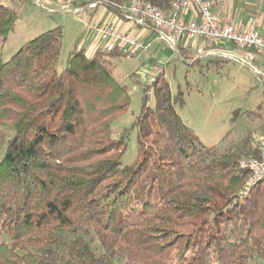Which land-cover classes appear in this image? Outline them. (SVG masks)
I'll list each match as a JSON object with an SVG mask.
<instances>
[{
    "label": "trees",
    "instance_id": "trees-1",
    "mask_svg": "<svg viewBox=\"0 0 264 264\" xmlns=\"http://www.w3.org/2000/svg\"><path fill=\"white\" fill-rule=\"evenodd\" d=\"M16 19L0 2V264H264V179L245 192L252 172L239 166L257 155L252 134L223 152L205 145L159 72L122 165L128 129L113 139L111 124L130 96L109 59L122 54L77 47L60 70L55 27L3 62Z\"/></svg>",
    "mask_w": 264,
    "mask_h": 264
},
{
    "label": "rangeland",
    "instance_id": "rangeland-1",
    "mask_svg": "<svg viewBox=\"0 0 264 264\" xmlns=\"http://www.w3.org/2000/svg\"><path fill=\"white\" fill-rule=\"evenodd\" d=\"M2 4L17 10V19L13 30L1 49V60L7 61L20 46L38 34L51 28L60 27L63 33L62 47L57 62L60 70L65 68L68 56L73 49L86 45L88 37L87 23L112 22L116 14L104 6L94 10L68 12L62 6L66 0H0ZM242 4V1H238ZM74 5V3H70ZM264 6V0L262 5ZM92 18H91V14ZM91 20V22H89ZM116 21L117 18H116ZM118 25V24H117ZM198 39L189 56L178 52H169L164 58L155 56L150 47L133 52L131 57L124 55L110 57L112 74L127 87L130 96L128 110L116 118L111 124V137L117 139L124 129L127 147L119 161L122 165L132 164L137 155V127H132L140 115L143 86L151 82L157 73H163L170 86L172 95L179 91L183 102L175 105L181 120L193 129L200 140L208 146L215 145L218 152L225 151L229 146L237 144L248 134L264 137V84L260 74L254 72L255 63L248 60L219 58L210 61L202 57L197 50ZM161 47H166L160 43ZM109 50L105 48V51ZM197 57V58H196ZM152 90H148L147 106L154 107ZM154 120H151V124ZM0 133L10 135L9 131L0 128ZM251 146L253 142L251 141ZM5 145L1 148L0 158Z\"/></svg>",
    "mask_w": 264,
    "mask_h": 264
},
{
    "label": "built area",
    "instance_id": "built-area-1",
    "mask_svg": "<svg viewBox=\"0 0 264 264\" xmlns=\"http://www.w3.org/2000/svg\"><path fill=\"white\" fill-rule=\"evenodd\" d=\"M76 1H78L77 4L74 3ZM223 1L225 0H171L168 8L164 9L146 0H129L122 4L114 0H70L67 2L69 5L65 4L62 8L68 12H77L93 10L99 6H104L106 9H108L107 6L112 7L119 11V14H115L124 22L145 34L153 33L172 52H178L179 43L185 44L202 39L213 46L207 50H201L200 54L203 56H218L245 63V58L219 49L222 45L229 44L233 47L248 48L260 53L264 58V38L256 29L255 17L248 16L245 21L235 25L220 24L212 9L216 3ZM186 11H192L193 17L185 18L183 13ZM260 16L264 19V8ZM86 30L87 35L94 34L107 49L117 48L125 57H131L133 52L147 47L144 35H133L112 22L89 23ZM253 70L260 74V80L264 84V74L254 68ZM252 142L257 155L242 160L239 164L240 168H246L252 172L245 192L248 191L250 184L264 179V138L252 136Z\"/></svg>",
    "mask_w": 264,
    "mask_h": 264
},
{
    "label": "crops",
    "instance_id": "crops-1",
    "mask_svg": "<svg viewBox=\"0 0 264 264\" xmlns=\"http://www.w3.org/2000/svg\"><path fill=\"white\" fill-rule=\"evenodd\" d=\"M69 1L70 0H66V2ZM238 1H242L243 3L239 4ZM262 2L263 0H225L223 2L216 3L213 6L212 10L217 21L220 22V24H226V25H235L241 21H245L248 16H254L256 20V29L258 30L259 34H261V36L264 38V19L260 16L261 10L264 8V6H261ZM74 3L77 4L78 1ZM96 9H93L94 10L93 13L96 11ZM93 13H90L91 18ZM183 14L185 18L193 17L192 11H186ZM116 18L118 21H116ZM116 18L114 22H116L118 26L122 27L125 31L133 35H144L145 42L147 43V47L145 49H147L157 41L158 43L152 49V52L156 57L159 56L160 58H164L165 56H167V54H169V52L166 51V47L164 48L160 46L161 41L153 33L145 34L141 30L137 28H133L131 24L124 22L121 17L116 16ZM89 22H91V20ZM88 24L89 23H87V25ZM94 24H98V23H94ZM89 36H91V40H89V43L85 45L84 42H82V45L79 46L80 48H83L85 50V53L90 54L96 48H101V49L107 48L106 45L102 41L98 40V38L94 34H90L88 35V37ZM194 44L195 43H188V42L185 44L179 43L178 48L181 45L182 49L189 56L190 50ZM197 45H198L197 50L199 51V54L201 53L200 52L201 50H205V49L207 50L209 47H213L212 45H210L205 41H201L197 43ZM219 49H221L224 52L235 53L237 56L245 58L246 61L252 60L255 63L254 69L260 71L261 74L262 73L264 74V58L260 53L255 52L253 50H248V48L243 49L236 46L233 47V45H229V44H224L221 47H219ZM201 56L207 58L210 61L211 60L217 61L220 58L218 56H214V57L203 56V55Z\"/></svg>",
    "mask_w": 264,
    "mask_h": 264
}]
</instances>
